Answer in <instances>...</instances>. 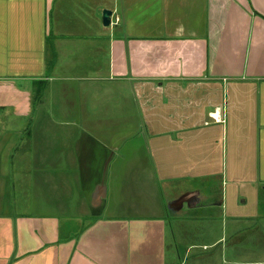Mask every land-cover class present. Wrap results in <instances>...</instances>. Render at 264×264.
<instances>
[{"label": "crops", "instance_id": "1", "mask_svg": "<svg viewBox=\"0 0 264 264\" xmlns=\"http://www.w3.org/2000/svg\"><path fill=\"white\" fill-rule=\"evenodd\" d=\"M9 116L0 264H264V0H0Z\"/></svg>", "mask_w": 264, "mask_h": 264}, {"label": "rangeland", "instance_id": "2", "mask_svg": "<svg viewBox=\"0 0 264 264\" xmlns=\"http://www.w3.org/2000/svg\"><path fill=\"white\" fill-rule=\"evenodd\" d=\"M36 126L38 127V125ZM33 127L34 124H30V121L26 122L20 118L9 116L4 120H0V135H30Z\"/></svg>", "mask_w": 264, "mask_h": 264}, {"label": "water", "instance_id": "3", "mask_svg": "<svg viewBox=\"0 0 264 264\" xmlns=\"http://www.w3.org/2000/svg\"><path fill=\"white\" fill-rule=\"evenodd\" d=\"M111 15H112L111 11L103 10V12H102V25L103 26L107 27L110 25Z\"/></svg>", "mask_w": 264, "mask_h": 264}]
</instances>
